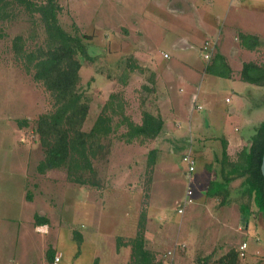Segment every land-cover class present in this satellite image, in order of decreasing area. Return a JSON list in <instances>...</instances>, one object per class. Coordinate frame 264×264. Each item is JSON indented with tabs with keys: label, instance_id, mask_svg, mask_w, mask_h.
I'll return each mask as SVG.
<instances>
[{
	"label": "rangeland",
	"instance_id": "1",
	"mask_svg": "<svg viewBox=\"0 0 264 264\" xmlns=\"http://www.w3.org/2000/svg\"><path fill=\"white\" fill-rule=\"evenodd\" d=\"M7 1L13 13L0 22V264H49L48 250L53 253L61 251L63 256L59 264L128 263V252L115 247L122 253L114 255L113 243L118 240V246L121 243L119 239L124 236L126 239V234H136L137 213L141 210L143 216L150 215L149 221L157 219V210L143 211L147 186L151 179L170 176L172 179L182 176L179 182L181 193L184 197L188 186L190 202L184 203L180 197L181 202L177 205L180 214L172 209H161L164 217L161 214V221H158L161 228L157 230V220L146 222L147 233L144 231L142 234L143 248L153 261L199 264L201 257L210 255L209 264H217L213 263L214 258L227 248H236L244 239L248 248L240 258V264H264V245L258 235L259 229L254 228L252 218L248 225L253 231L242 229L244 222L236 196L229 193L220 202L217 196L204 193L197 175L205 172L203 164H207L211 157L205 156L206 153L199 154L198 142H188L187 136L178 142L169 139L165 145L161 140L160 144L153 141L143 145L135 139L125 143L111 136L103 146H107L108 152L104 153L103 148L101 155L91 161L94 175L84 172L81 175L73 170L68 173L64 166L43 171L35 168L44 154L34 133L35 120L38 114L52 110V97L41 81L32 78V70L23 57L15 54L12 40L15 35H20L24 51L29 52L36 46L45 47L44 32L36 15H28L15 0ZM241 2L246 3V9L239 11L238 15L229 12L225 21L219 20L218 27L212 29L211 26L210 30L216 32L229 20L225 32L230 39L235 35L239 42H243L247 32H256L254 44L258 54L251 56L264 66V0ZM58 4L61 7L58 14L60 25L69 32L73 31V24L77 26L78 35L85 36L82 41L93 57L90 62L78 57L79 88L87 96L89 104L81 129H89L109 92L120 94L125 102L124 112L132 119L141 116L142 108L150 110L156 93L158 96L161 94V83L157 81L155 87L158 91L155 93L154 87L146 91L140 86L151 84L154 74L161 73V65L170 66L173 70L169 73L173 76L181 69L184 64L180 62V53L175 49L168 52L169 46L178 36H187L191 30L186 31L171 23L167 16L170 14L168 0H58ZM255 5L256 11L252 9ZM200 35L203 37L201 31L189 37L195 46ZM195 46L187 49L188 56L192 58L196 55ZM161 49L168 50L170 57L162 58ZM128 59L147 70L139 75L137 71H142L135 69L129 76L130 80L127 77L126 83L121 84L118 78L125 66L124 61ZM170 77L165 76L167 79ZM197 80L196 73L192 78L193 85L177 81V87H182L184 96L187 95L185 110L179 116L171 113L169 118L182 120L187 117L191 92ZM220 81L222 84L213 93L221 99L218 112H221L227 133L224 137L248 133L253 122L264 119V87L259 89L260 94L242 89L244 98L241 102L231 94V102L227 103L223 98L230 93V84L226 79ZM198 101L201 110H197L195 115L202 121L203 117L209 116V104L206 97H198ZM233 106L239 107L236 110L239 113L246 114L244 123L242 119L235 118L236 115L225 117L227 109ZM22 119L25 125L17 123ZM234 127L238 128L237 132L233 131ZM122 131L119 129L114 136ZM219 143L214 142L216 149ZM189 145L195 159L193 170L188 175L182 156ZM153 146L155 150L156 146L166 150L170 146L171 152L165 159L158 160L162 148L159 149L154 159L159 163L153 162L149 166L146 155ZM78 176L93 180L95 187L76 181ZM235 184L233 182V186ZM36 215L45 216L47 224L37 225L35 229ZM237 225H240V232ZM81 240L85 243H80ZM181 243L185 244L184 248Z\"/></svg>",
	"mask_w": 264,
	"mask_h": 264
},
{
	"label": "trees",
	"instance_id": "2",
	"mask_svg": "<svg viewBox=\"0 0 264 264\" xmlns=\"http://www.w3.org/2000/svg\"><path fill=\"white\" fill-rule=\"evenodd\" d=\"M15 1L22 5L28 15H36L44 32L45 47L36 46L33 51H24L20 35H15L12 40L15 54L23 57L27 67L32 70V78L41 81L52 97V110L38 114L35 120L34 133L44 152L42 159L37 163L39 171L50 166H64L68 173L69 170H73L72 172L94 175L95 169L91 161L95 156L101 155L103 148H105L104 153L108 152L107 146H103L111 136L125 143L135 139L140 144L157 136L162 127L161 118L153 113L141 111L140 122L133 121L124 112L125 102L116 92L108 93L89 129L83 131L81 125L88 115L89 104L87 96L79 88L80 59L78 57L88 62L93 59L82 41L85 36L78 35L77 26L74 24L72 32L60 25L58 14L61 7L58 0ZM12 13L8 1L0 0V22ZM243 37L245 38L243 43L249 42L252 46L255 45L254 36L245 34ZM252 38L254 40H251ZM124 63L125 66L122 67L118 78L121 84H125L126 78L135 69H139L131 59ZM239 79L264 87V66L252 60L243 62ZM17 123L25 125V120H19ZM119 129L123 131L114 136ZM220 141V155L215 156L211 162L203 164L204 171L214 172L204 193L217 196L223 201L229 193V182L238 179L235 194L242 200L238 204L241 220L248 225V221L252 218L254 228L259 229L258 235L264 245V179L259 169L264 151V119L252 126L250 135L245 140L246 143L233 154L226 152L228 142L224 139ZM154 156L155 149L147 153V165L153 164ZM75 180L86 182L92 187L96 184L91 179H83L82 176L75 177ZM34 220L38 224L47 223V218L42 215H36ZM143 228L144 217L141 213L136 234L128 239L130 253L129 262L126 264H164L163 260L153 261L143 248ZM47 252L48 258L51 259L52 250ZM210 257L207 255L201 258L199 264H209ZM240 260L236 250L228 248L215 258L213 263L240 264Z\"/></svg>",
	"mask_w": 264,
	"mask_h": 264
},
{
	"label": "crops",
	"instance_id": "3",
	"mask_svg": "<svg viewBox=\"0 0 264 264\" xmlns=\"http://www.w3.org/2000/svg\"><path fill=\"white\" fill-rule=\"evenodd\" d=\"M168 2L170 3L169 8H168L170 10L169 11L170 14H168L167 16L170 18L171 23L176 24L178 28L179 27L185 28L186 31H189L190 29L191 30L189 31V34L187 36H182V35L178 36L170 44L169 46L170 51L161 49L162 51L161 57L165 59L170 57V54L168 52L172 53L173 49H175L178 53H180V57H179L180 62H183L184 64L181 67V69L178 72H176V74H174L173 76L171 75V73H169V71L172 69L170 66H167L166 68V65H161V73L158 75L154 74V77H152L151 84H148L145 82L146 83L145 85L143 84L140 86L141 88H145L146 91H149L150 88L154 87L153 93H155V91H158L155 87L158 84L157 81L159 80V82L161 83V86H160L161 94L158 96V94L156 93L157 96L153 98L150 110L146 108L145 109L142 108V111H146L151 114L153 113L154 115L159 116L162 120V127L159 133L157 134V136L153 138V140H146L143 142L144 143L143 145H148L147 142L159 143L160 140L162 142V145H165V141H168L169 139L171 140V142H175V141L178 142V141H182L185 138V136H187V138H189L188 142L192 143L193 140H196V142H198L199 145H198L197 152H199V154L202 155L206 153L205 156L211 157V159L207 162L209 163L215 156L220 155V150H221L220 140L221 139H224L228 142V144L226 145V152L231 155L233 154V152L238 150L240 147H242V145L246 143L245 140L250 135L251 131L249 130V132L246 134H241L235 137H230V136L224 137V134H227V133L225 132V128H223L224 123L220 117L221 112H218L219 111L218 109L221 106V99L213 93V90L218 89V87L222 84L220 79H226L227 82H229L230 84L229 86L230 93L224 96L223 98L224 102H227V103L231 102V94L235 95L236 99L240 100L241 102V100H243L244 98L242 89H246V91L251 92V93L254 92V93L260 94V90L262 88L260 87V85H256L250 82H245L239 79V71L241 68V64L249 60L255 61V59H253L254 57H252L251 55H253V53L258 54L257 52L258 48L255 45L252 46L251 43L249 42L248 44L247 42H244V43L239 42L238 38L235 35H233L232 38L230 39V37L225 32V29H227L226 26L228 25L229 20L227 21V23L223 22L225 23V27H219V29L216 32H213V31L211 32L212 29H215L216 27H218L219 20H221V22L225 21L226 19L225 17L228 15L229 12H231L230 13L231 15H238L239 11H243L244 9H246L247 6L245 2H241V0H192V1L190 0H168ZM256 6L257 5H255V7L252 8L254 11L257 10ZM211 26H212V29L210 30ZM200 31L201 33H203V37L201 35L199 36V39L196 43L197 45L195 46V44L189 39V37L196 36L197 33H199ZM246 34L256 37V32H247ZM207 40L209 41L211 40L213 42V48L211 50L212 56H210L208 61H205L200 58L199 49L203 41H207ZM192 46L197 47L196 48L197 50L195 52L196 55L194 56V58H192L191 56H188L189 53L187 52V49H189ZM187 56H188V59H187ZM245 57H247V59H245ZM234 66L236 67L233 68ZM138 68L142 71V73L140 71H137V74L139 75L143 74L144 69L147 70L142 65L138 66ZM196 73L198 76V80L195 82L197 84L193 86L194 93L191 92L190 103L187 109L189 113L187 117H185L182 120L180 118H174V119L169 118L168 116L171 113H175L176 115L179 116V115H182V110L183 109L185 110V105H184L186 101L185 96L187 97V95L184 96V93H183L184 89L182 87H177L178 86L177 81L182 80L184 83H187V84H189V82L192 83L193 82L192 78L195 77ZM132 74L133 73L130 74V77L132 76ZM167 75L171 76L170 79L165 78V76ZM130 77L128 80H130ZM189 88H192V87L189 86ZM198 97H201L204 99L206 97L208 104H209V106H207L210 112L209 116L208 118L206 116L203 117L202 121L199 120V118L195 115L197 110L199 109L201 110L200 107L199 108L196 107V105L201 106L200 101H198ZM238 108L239 107L233 106L227 109V115L225 117L236 115L235 118H239L240 120L242 119L244 123L246 119H243V118H247V116H245L246 114H243L242 112L239 113V110L236 111ZM132 120L139 123L140 116L139 118L132 119ZM257 122H253L251 124V129H252V126L256 124ZM233 131L237 132L238 128L234 127ZM216 141L220 142L219 143L220 145H218L219 146L218 149H216L217 144H214V142ZM190 145L188 148L189 154L192 156L193 159H195L194 156L192 155V152L189 150L191 149ZM156 147H157V150H155V152L157 151L156 153H158L159 149L162 148L161 154L157 158L158 160L160 158L165 159L166 154L168 152H171L170 146L168 147V150H166L167 148L163 149V147L161 148H159L158 146ZM154 149H155L154 146L150 147L149 151L151 150L153 151ZM146 158H147V155H146ZM154 159H155V156H154ZM158 160L157 161L155 160V162L154 161L153 162L155 164H158L159 163ZM169 163L170 162L167 161V164ZM35 168L37 169V164L35 165ZM46 169L48 170L54 169V167L50 166V167H47ZM213 174H214L213 171L212 172L205 171L203 173L200 172L199 175H197V178L200 180V185L204 190L206 189L210 179L213 177ZM210 175L212 176L210 177ZM181 177L182 176L174 177L172 179L170 176V177H167L168 179L166 177L154 178L149 181L148 186H147L146 199H145L146 203L144 204L143 211L148 213V212L157 210V213L159 214H158L157 219L154 218V220H150V221L148 220L150 219L149 214H146V216H143L144 217L143 231H146V227H147L146 222L150 223L151 221H155V220H157L156 230L158 227L161 228V224L158 223V221H161V214L164 217V214L161 213V209L163 210L172 209L176 214H180L177 212L178 210L177 205L181 202L179 200L180 197H181V200L183 197L181 193V186L179 185ZM233 182L236 183L234 186H233ZM238 182L239 180L235 179L233 181H230L228 184L229 193L234 194V196H236L235 188L237 187ZM236 200L240 204V200H238V198ZM141 211L140 213H137L138 219L141 215ZM37 224L38 223H36V225ZM41 224H47V223H41ZM239 226L240 225H237L236 229L238 231L239 230L241 231ZM242 229L243 230L245 229L247 231L249 229L250 232L253 231L250 225H247L246 222L243 223ZM133 236L134 235L132 233H129V235L126 234V239H125V236L124 238L119 239L121 243L118 244V246H116V241H115L113 243V252H114L113 254L115 255V253H119V252L122 253L118 249H115V247H120V249H123L124 251L128 252L127 258H126L128 259L129 252H130V248H129L130 245L128 243V239ZM244 241L246 242V248L244 250V255H245L247 252V248H248V242L246 240ZM80 243L84 244L85 242L84 240H81ZM240 243L237 245L236 248H234L236 252H237V248L240 245ZM181 245H183V248L185 247V244L181 243ZM52 249L60 251L57 247H53ZM59 253L61 255L59 263H61L63 255L61 251ZM243 257L244 256L240 258H243ZM50 260L51 259H49V262ZM113 260L115 259L113 258ZM127 262H129V259Z\"/></svg>",
	"mask_w": 264,
	"mask_h": 264
},
{
	"label": "built area",
	"instance_id": "4",
	"mask_svg": "<svg viewBox=\"0 0 264 264\" xmlns=\"http://www.w3.org/2000/svg\"><path fill=\"white\" fill-rule=\"evenodd\" d=\"M213 48V42L212 41H203V43L200 46L199 49V56L202 60L208 61L210 56H212L211 50ZM166 55V54H165ZM197 108H199V105H196ZM182 161L185 162L186 164V171H188V175L192 172L193 170V165H194V160L192 158V156L189 154V151L185 152L182 156ZM191 191L188 188V186H186L185 188V192H184V197H183V201L184 203L186 202H190L188 195H190ZM178 213L181 212L180 209L177 210ZM40 225V224H37ZM36 225V228H38V226ZM246 248V242L243 240V242L240 243V245L237 248V253L239 257L244 256V250ZM169 252V251H168ZM61 255L59 252L54 251V253L52 254L50 263L51 264H58L60 261Z\"/></svg>",
	"mask_w": 264,
	"mask_h": 264
},
{
	"label": "water",
	"instance_id": "5",
	"mask_svg": "<svg viewBox=\"0 0 264 264\" xmlns=\"http://www.w3.org/2000/svg\"><path fill=\"white\" fill-rule=\"evenodd\" d=\"M259 169L261 170L262 177L264 179V151H263V154L261 156V163H260V168Z\"/></svg>",
	"mask_w": 264,
	"mask_h": 264
}]
</instances>
